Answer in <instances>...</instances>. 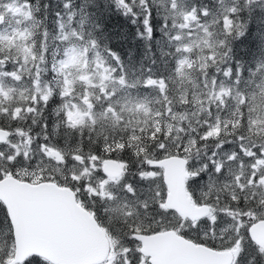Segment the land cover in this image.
Wrapping results in <instances>:
<instances>
[{
	"label": "rangeland",
	"instance_id": "rangeland-1",
	"mask_svg": "<svg viewBox=\"0 0 264 264\" xmlns=\"http://www.w3.org/2000/svg\"><path fill=\"white\" fill-rule=\"evenodd\" d=\"M161 2L167 4L168 9L179 17V29L173 34V41L178 50L176 53L169 50L170 54L174 52L175 55L171 63L174 62L171 74L177 80L175 88L182 105L181 109L175 110L169 107L170 97L167 99L169 94L163 85L165 77L148 75L144 78L143 85L137 87L139 78L128 80L126 76L121 75V70L117 69L110 57L95 48H92L93 52L89 50L88 43L82 39V34L77 28V24H80L86 15L76 0H73L72 8L66 9L63 16L66 20L60 23L57 34L43 35L49 39L39 46V52L33 50L35 44L32 39V6L24 0H0V57L7 58L9 70L20 69L18 73H14L18 79H0V114L5 110V102L11 95L29 96L33 101L38 93H42L46 99L53 92H57V104L54 107L57 122L62 118L66 124L81 125L90 120L116 117L123 118L124 123L129 126L137 125V118L143 119V123L150 120L155 127H159L161 122L164 135L171 133V139H178L175 143L173 140L167 142L163 136L159 146L163 147L164 151L175 146L171 154H181L187 158L188 178L193 177L191 194L189 191L188 193L195 195L192 196L195 201L208 202L210 205V210L205 216L194 220L183 219L171 210L165 211L163 196L166 188L161 168L155 166L149 169L148 163L143 165V168H133L132 165L139 163L140 159L128 166L119 159L121 173L110 175L101 170V160L97 162L95 155L90 162H86L83 155L74 153L81 160L80 163H73L68 159L70 153L66 155L43 144L41 145L44 147L40 148L25 132L19 136L10 135L6 140L0 141V175L14 173L30 181L48 179L72 187L79 203L90 210L108 237V255L98 264L118 262L120 254L127 248L134 249L130 255L139 256V264H151L147 256L139 251L138 241L128 238L132 236L133 229L148 231L173 227L195 241L216 248L232 249L229 239L235 240V235L231 231H226L224 238H220L221 228H231L230 220L222 216L219 218L215 238H212L209 224H197V221L203 217L215 219L219 211L229 204L232 208H237L238 206L231 202L230 196L234 194L237 197L241 193L237 191V187L252 175L253 168L257 172L264 171L261 167L264 160L259 159V150L256 147L264 144V47L243 72L237 89L223 75L214 78L218 67L205 72L216 53L209 23L213 22L216 16L217 21L223 19L224 25L233 29V22L226 18L224 12H213L205 21L195 11H189L192 6L186 0ZM220 7L227 9V0ZM73 11L74 19L70 20L69 14ZM243 16L245 21L255 26L257 40L263 42L264 15L246 11ZM73 22L75 23L72 24ZM7 50L10 53H7ZM16 61L20 63H14ZM157 63L160 69L166 65L161 59ZM37 68L41 71L37 72ZM245 94L254 96V103L249 102L251 106L244 104L241 107ZM217 101L227 105L222 112L217 111ZM101 104L103 107L98 106ZM29 105H25V108ZM214 105L216 107H213ZM210 116L213 119H209ZM192 125L198 131L203 125H210L209 128H203L202 134L213 137L217 132L223 133L226 130L229 135H223L222 140L233 141L223 149V153L235 152L236 158L230 162L231 167L221 175L212 174L215 182L211 185L207 175L203 180L194 182L197 179L195 173L200 171L205 161L200 159L197 152H193L197 147L193 140L195 136L190 130ZM241 125L246 134L237 135V128ZM182 134H185L183 139L179 138ZM239 136L245 138L244 150L257 152V157L250 158L237 149L240 148V142L237 140ZM164 151L161 153L165 154ZM5 157L14 158V163H9ZM141 171L154 175L155 178L141 180L137 175ZM126 184L134 186L135 197L124 191ZM247 191L255 192L256 195L255 198L250 197L249 203L242 205L243 208L252 209L257 207L258 203L264 202V185L249 188ZM229 214L235 215L237 220L241 219L238 212ZM253 214L264 216V211L257 208ZM241 234L244 237V250L240 253L239 264H253V261L255 264H264V257H261L256 249L252 251V240L247 233L241 230ZM11 254L12 251H8L0 261H6Z\"/></svg>",
	"mask_w": 264,
	"mask_h": 264
},
{
	"label": "trees",
	"instance_id": "trees-1",
	"mask_svg": "<svg viewBox=\"0 0 264 264\" xmlns=\"http://www.w3.org/2000/svg\"><path fill=\"white\" fill-rule=\"evenodd\" d=\"M24 1L32 6L34 19L32 39L35 44L33 50L39 52V46L49 39V37L44 38L43 33L54 35L60 30V23L65 19L63 17L66 11L64 7L65 0ZM186 1L192 7L200 5L213 9L218 7V0ZM76 2L81 5L86 15V18L80 24H77V28H79L82 34V39L88 43L89 50L93 52L92 48H95V50L110 57L117 66V69L121 70V75L126 76L128 80L133 81L139 78L137 87L143 85L144 78L148 75L165 77L163 85L169 94L167 99L170 97L169 107L174 110L181 109L180 96L178 90L175 88L177 80L171 74L173 72L174 62L173 64L171 63L175 58L174 52L176 53L178 49L175 47L176 43L170 39L179 29L177 24L179 17L168 9L167 4L165 5L161 0H155L151 5L153 36L149 40L146 38L147 33H145V38L139 35V33L144 31L142 13L139 18L125 15L115 8L111 0H76ZM245 12L242 14V19ZM57 13H60L61 16L58 17ZM257 13L260 15L259 11ZM165 18H167V28L163 27ZM213 20V22L209 23L208 27L213 32L216 53L211 58V65L205 72L211 71L214 67H218L219 69L227 67L223 63L226 52L225 44L233 49V52L230 54L234 57L232 61L233 70L235 71L236 61H240L242 62L243 72H245L246 68L252 64L254 56L258 55V52L264 47V41L259 42L256 38L255 26L251 22H248L249 30L246 34L237 39H231L225 33H231L233 29H229L228 26L217 21L216 16ZM53 41L58 42L56 39H53ZM169 50L174 52L170 54ZM6 52L10 53L9 50ZM113 52H115V56L112 55ZM117 56L119 59L116 58ZM160 59L166 64L162 69L159 68L157 63ZM158 90L157 88L156 91ZM165 94L164 99L166 98ZM56 95L57 92H53L52 95L46 98V106L43 104L39 105L38 113H42V115L29 114L27 116H25L24 111H21V109L26 111L25 105L31 104L32 99L29 96L20 97L16 94L11 95L12 97L9 96L5 102V110L0 114V126L7 127L11 131L19 129L21 132L29 134L34 144L53 147L52 149L58 150L66 155H69V153L76 155L74 153H77V155H83L85 157L91 153L97 157V162L102 161L106 157H114L122 160L126 166L130 165V163H136L140 159L139 163L132 165L133 168L145 165V158L165 155L166 153H171L175 148V146H172L174 148L165 150V154H162L159 150V142L163 136H165L167 142L173 140L175 143L178 139V137L171 139V133L164 135L161 122L159 127H155L150 120L143 123V119L141 118L136 119L139 123L134 126L127 125L124 123L125 120L120 117L99 118L96 121L90 120L81 125L66 124L62 118L57 122L54 110L57 104ZM98 106L103 107V104ZM162 108L164 109V107ZM161 114L164 115L163 112ZM16 117H19V119ZM34 119L36 123H33ZM45 123L47 124L46 134L49 137L47 140L42 138L45 135V130L42 125ZM55 125H59V127H54ZM203 128L201 127L198 131L192 125L190 130L193 132V136H195L193 140L195 141V147H197V150L193 152H197L200 159L206 162L204 157H206V154L210 155L212 153L216 142L214 139H200V136H204L202 134L204 131ZM237 133V135L246 134L243 125L237 128ZM37 134L40 135L41 139H37ZM184 135L182 134L179 138L183 139ZM216 136H219L220 139L224 137L222 132H217ZM194 141L192 144L193 150L195 148ZM123 145H127L123 151H114V149H118ZM237 149L239 150L240 148ZM230 162L225 165V170L231 167ZM209 171H211L210 167ZM192 180L193 177L186 180L189 193L192 189ZM240 195L242 193L238 194L237 197H241ZM164 210L167 212L170 211V209L165 207ZM0 237L1 260L6 256L8 251H12L13 247L9 219L1 201ZM254 250L255 248L252 247V251ZM34 259L38 260L39 264H52L47 259L35 254L30 255L19 264H31Z\"/></svg>",
	"mask_w": 264,
	"mask_h": 264
},
{
	"label": "water",
	"instance_id": "water-1",
	"mask_svg": "<svg viewBox=\"0 0 264 264\" xmlns=\"http://www.w3.org/2000/svg\"><path fill=\"white\" fill-rule=\"evenodd\" d=\"M3 129L7 128L0 126V141L10 132ZM146 161L161 167L166 188L165 207L189 220L209 212V203L196 202L188 193L189 171L185 156L166 154ZM121 168L116 158L106 157L101 162L102 171L110 175L120 174ZM0 200L15 240V252L6 261L20 263L35 254L52 264H98L107 257L106 232L95 216L78 202L69 185L53 180L31 182L7 174L0 177ZM251 232L252 240L264 245V224L257 220ZM131 235L135 236L139 251L151 264H230L233 258L231 249L194 241L171 227L135 231Z\"/></svg>",
	"mask_w": 264,
	"mask_h": 264
},
{
	"label": "snow or ice",
	"instance_id": "snow-or-ice-1",
	"mask_svg": "<svg viewBox=\"0 0 264 264\" xmlns=\"http://www.w3.org/2000/svg\"><path fill=\"white\" fill-rule=\"evenodd\" d=\"M72 2L73 0H65L64 7L66 9L72 8ZM155 2V0H111V3L114 4L115 8L118 11L123 12L125 15L132 16L134 18H139L141 13L143 14V25H144V31L139 33V35L143 38H145V33H147V39L151 40L153 36V26H152V7L151 5ZM228 7L227 9H222L220 6L224 5L226 3V0H218V8H208L203 5L200 6H193L189 9V11H195L196 14L203 18V20L207 21L213 14V12H224V15L228 20H231L233 31L231 33H225V35H228L231 39H237L239 37H242L246 34L248 29V22L242 19V14L245 11L255 13L259 11L261 15H264V0H227ZM57 16L60 17L61 14L57 13ZM75 16V12H70L69 19L73 20ZM221 24H224V20H220ZM164 28L168 27L167 18H165ZM43 35H46L43 34ZM171 40L175 39V36L170 37ZM226 52H225V59L223 61L224 64L227 65V67L218 69L214 73V78L218 77L220 75H223V77L227 80H230L236 87L239 89V85L241 83V76L243 75V66L242 62L236 61L235 64V71L233 70V59L234 57L230 54L233 52L232 47L225 44ZM44 51V49H42ZM113 56H115V52L112 53ZM119 59V57H116ZM231 61V63H229ZM43 62V61H42ZM16 64H19V61L14 62ZM9 61L5 57H0V79L8 78L16 80L18 79V76L14 73H18L20 69L13 68L12 70H9L8 68ZM259 70V66H258ZM41 69L37 68V72H40ZM63 99V98H61ZM249 102L254 103V96L245 94V100L241 103V107L244 106V104H249ZM43 104L46 106L47 101L43 98L42 93H38L37 98L33 101H31V104L28 106L27 110L21 109V111H24L25 116L29 114H40L38 113V107L39 105ZM217 104L219 107L217 108L218 112H222L225 107H227L226 104H221L219 101H217ZM251 106V104H249ZM213 107H216L215 105ZM11 115V113H9ZM19 119V117H16ZM209 119H213V117H209ZM33 123H36L35 119L33 120ZM42 127L45 130V135L42 137L44 140H47L49 137L47 136V124L45 123L42 125ZM54 127H59V125H55ZM205 128L211 127L210 125H203ZM5 131H9L8 129H3ZM223 135H229V133L225 130ZM11 135H23L21 130L17 129L15 131H11ZM197 135H199L197 133ZM37 139H41L40 135L37 134ZM82 139V137H81ZM201 140H207V139H214L216 141V144L212 150V153L210 155L206 154V162L201 166L200 171H197L195 173L196 180L194 182H198L199 180H203L205 178V175L208 176L209 184H213L215 181L213 179V175L216 176L221 175L225 171V165L229 163L231 160H234L236 158V153H223V149L226 146H230L233 141L232 140H222L219 136L211 137L207 134L204 136H200ZM238 141L240 142V151L243 155H247L250 158L257 157V152H248L245 151L243 148V142L244 137L239 136L237 137ZM38 147L43 148V145H38ZM127 145L120 146L118 149H114V151L119 150L123 151L124 148H126ZM259 150V159L264 160V144L257 145L256 146ZM160 151H163V147L159 148ZM82 151V149H81ZM103 151V149H102ZM19 155V154H18ZM222 157V159H221ZM8 159L9 163H14V158L5 157ZM68 159H70L73 163H80L81 158L70 154ZM83 159L86 162H90L93 159V154H89ZM67 162V161H66ZM182 163H185L186 161H181ZM147 163V161H145ZM149 169L155 168V165L148 164L147 165ZM209 167L211 168V173L209 172ZM250 167H252L250 165ZM262 168H264V164L261 165ZM141 168H143V165H141ZM137 175L140 177L141 180H147L149 178L154 179V175H151L149 173H145L141 171L140 173H137ZM88 181L85 182V185L87 186ZM264 185V171L257 172L255 168L252 170V175L250 177H247L241 185L237 187V191L243 193L242 197H236L234 194L230 196V200L232 203H235L238 207L232 208L231 204H229L225 209L220 210L219 214L216 216L215 219H209L208 217H203L201 220L197 221V224L200 223H207L210 225L209 231L212 234V238H215L216 236V224L219 220V218L225 217L228 220L232 222V226L230 229L221 228L220 229V238H224V233L226 231H231L235 235V240L229 239V243L234 250L233 260L232 264H239L240 259V253L244 250V237L241 234V230L243 232L247 233L250 240H252V232L251 229L253 225L259 220L260 223L264 224V216H256L253 213L257 211V208H259L261 211H264V202L258 203L257 207H254L252 209L243 208L242 205H246L249 203V198H255L256 193L251 192L249 193L247 189L252 187H260ZM87 190V188H85ZM124 191L128 192L132 196H136V190L132 184H126L124 187ZM146 203V202H145ZM238 212L241 219L237 220L235 215H230L229 213ZM247 221V223H245ZM15 222H13L14 224ZM195 226V225H194ZM133 232L135 229L132 230ZM15 235V233H13ZM129 239H135V236H129ZM252 246L256 249V251L261 255V257H264V245L256 243L255 240H252ZM12 252L14 254L15 252V240H13V247ZM134 249L127 248L124 252L120 254V259L118 262H114V264H139L140 257L135 255H130V253H133ZM7 255V253H6ZM0 264H13V261L8 260L6 262L0 261ZM15 264H19V262H15ZM31 264H39L38 260H33ZM253 264L255 262L253 261Z\"/></svg>",
	"mask_w": 264,
	"mask_h": 264
},
{
	"label": "flooded vegetation",
	"instance_id": "flooded-vegetation-1",
	"mask_svg": "<svg viewBox=\"0 0 264 264\" xmlns=\"http://www.w3.org/2000/svg\"><path fill=\"white\" fill-rule=\"evenodd\" d=\"M146 159V158H145ZM142 231H146V230H142Z\"/></svg>",
	"mask_w": 264,
	"mask_h": 264
},
{
	"label": "bare ground",
	"instance_id": "bare-ground-1",
	"mask_svg": "<svg viewBox=\"0 0 264 264\" xmlns=\"http://www.w3.org/2000/svg\"><path fill=\"white\" fill-rule=\"evenodd\" d=\"M240 132V131H239ZM117 159V158H116Z\"/></svg>",
	"mask_w": 264,
	"mask_h": 264
}]
</instances>
